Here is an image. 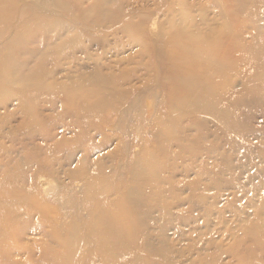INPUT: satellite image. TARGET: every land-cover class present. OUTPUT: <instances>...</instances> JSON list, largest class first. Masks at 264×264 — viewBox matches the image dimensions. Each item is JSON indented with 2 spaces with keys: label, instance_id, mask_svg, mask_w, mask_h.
I'll return each instance as SVG.
<instances>
[{
  "label": "rangeland",
  "instance_id": "1",
  "mask_svg": "<svg viewBox=\"0 0 264 264\" xmlns=\"http://www.w3.org/2000/svg\"><path fill=\"white\" fill-rule=\"evenodd\" d=\"M63 3L0 25L34 79L0 93V264H264V0Z\"/></svg>",
  "mask_w": 264,
  "mask_h": 264
},
{
  "label": "bare ground",
  "instance_id": "2",
  "mask_svg": "<svg viewBox=\"0 0 264 264\" xmlns=\"http://www.w3.org/2000/svg\"><path fill=\"white\" fill-rule=\"evenodd\" d=\"M0 1H2V0H0ZM22 1H24V0H4L5 9L3 12L0 11V25L8 26V27H18V28L20 27V28H24V29H30V28L34 27V28L38 29L39 31H42L44 28V25L47 24L50 21V19L52 20V18L50 16V10L56 9V8H62V5L64 4L63 0L62 1H60V0H39V1L34 0V1H37L36 5H35L36 7H30L29 5L22 3ZM107 3H108V0H103L104 8L107 5ZM43 5L47 6L46 10H43L42 8L37 7V6H43ZM186 20H187V18H185L184 21H186ZM256 21H257V19H256ZM37 35H38V32H37ZM41 35L43 36V34H41ZM34 37H35L34 34L27 33V34H25V36L22 39L31 40ZM194 37H195L194 34L188 35L187 33L180 32L177 27L176 28L173 27L172 33L170 36V40H172L173 42L179 43V44L185 43L183 45H180L179 49H177V50L179 52L182 51V54L187 56L188 54L193 53V51H195L194 46H193ZM66 45H67L66 42H61L60 47L58 45L57 48L62 50ZM7 58H4L3 64L8 63V66L5 68V70H7L9 80H7V78H5L3 76H0V93H3V91H4L5 92L4 96H6V93L10 89V87H9L10 83H13V84L20 86V87H23V88H27L26 86H27L28 82L34 81V79H30V78H28V76H25L24 73L19 75L16 71L19 68L13 67L12 65H10L9 62H11V59H9V62H8ZM24 93H25V95L27 94L26 92H24ZM88 97H89V94L86 93V91H81L80 93H78V91H77V92L71 94L70 98H68V101L70 102L71 105H77L79 107H82V105L86 104ZM30 101H32L31 95H30ZM94 113H96V112L89 110V111H85L84 115L94 114ZM154 122L157 123L158 125H161L162 127L164 125V122L161 119L156 118V119H154ZM95 176H97V175H95ZM42 180H43V177L40 178L42 185H48V183H50L48 180H43V181ZM47 181H48V183H47ZM47 189L48 188H46V191H47ZM52 191L54 192V194L56 193L55 190H52ZM120 195H122V194H120ZM21 200H22V198H21ZM26 201H27V199H26ZM23 203H25V202H23ZM5 207H7V206H5ZM48 222H50V221H48ZM72 239H75V238H72ZM73 242H75V241H73Z\"/></svg>",
  "mask_w": 264,
  "mask_h": 264
}]
</instances>
